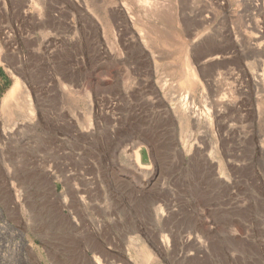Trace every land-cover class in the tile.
Returning <instances> with one entry per match:
<instances>
[{
	"label": "rangeland",
	"instance_id": "rangeland-1",
	"mask_svg": "<svg viewBox=\"0 0 264 264\" xmlns=\"http://www.w3.org/2000/svg\"><path fill=\"white\" fill-rule=\"evenodd\" d=\"M257 33L264 0H0V264H264Z\"/></svg>",
	"mask_w": 264,
	"mask_h": 264
},
{
	"label": "bare ground",
	"instance_id": "bare-ground-1",
	"mask_svg": "<svg viewBox=\"0 0 264 264\" xmlns=\"http://www.w3.org/2000/svg\"><path fill=\"white\" fill-rule=\"evenodd\" d=\"M145 4V3H144ZM260 6V5H259ZM257 10V9H256ZM26 13V12H25ZM18 15V14H17ZM23 16V15H22ZM258 16V15H257ZM195 19V18H194ZM197 20V19H196ZM204 20V19H203ZM193 21V20H191ZM33 24H40L43 22V15L41 14V12L38 11V14L36 15V17L33 18ZM190 22V21H189ZM253 23V22H252ZM256 28V26H254ZM260 27V26H259ZM5 28V27H4ZM259 29V28H258ZM18 30V29H17ZM6 31V29H5ZM258 32H260L261 30H257ZM9 32V31H8ZM191 32V31H190ZM262 33H263V30H262ZM3 36L5 39L8 38V33L7 32H4L3 33ZM254 36V35H253ZM261 37H263V35H261V33H257V35H255L253 37V40L254 42L252 43L253 47H249L250 49V52H254L256 49H260L261 52H264V46L259 45V40L261 39ZM130 40V38H129ZM252 40V39H251ZM251 44H249L250 46ZM251 45V46H252ZM260 47V48H259ZM256 50V51H257ZM248 51V50H247ZM258 55V54H257ZM205 57V58H204ZM204 62H209V61H213V60H216L218 58V55L217 56H214L212 54H208L207 56H204ZM203 62V61H202ZM203 62V63H204ZM199 63V62H198ZM261 66V67H260ZM260 66H259V69L255 72L254 76H251V82H252V86L253 88L256 90V94L258 95V92L260 91V93H263L264 92V62H261L260 63ZM16 84V83H15ZM17 85V84H16ZM15 86V85H14ZM18 89L17 87L15 88V90ZM25 89V88H24ZM15 90H14V93H15ZM13 91V90H12ZM17 91V90H16ZM18 97L21 95L20 93V90L18 92ZM260 95V94H259ZM13 94L12 92L8 94V96L5 98V102L3 103V107H2V110L4 109L5 106H7L8 104H6L9 100H12V99H16V98H13ZM171 97V96H170ZM28 103V102H27ZM169 104V103H168ZM218 107V106H217ZM216 107V108H217ZM188 111H190V108L188 107V104H187V99L185 96H183L182 99H180L179 101L176 102L174 108L172 109V112H173V115L175 116V118L177 120L181 119L182 115L187 113ZM257 111V110H256ZM28 112V111H27ZM166 112H169L168 110ZM257 113L259 114V112L257 111ZM169 114V113H168ZM250 114V112H249ZM251 115V114H250ZM209 115L207 113H205L204 115H200V117H198V120L200 119H203L204 121H207L208 120V117ZM202 122V121H201ZM4 134V133H3ZM7 134H9L7 132ZM84 179V178H83ZM80 192H78L79 194ZM80 201H83V197L80 196L79 197ZM162 244L161 245H164V246H167V241L166 239L163 238V240L161 241ZM201 246H204L205 247V244L201 243L200 244ZM162 248V246H160ZM94 260V264H101L100 261L98 260L97 257H94L93 258Z\"/></svg>",
	"mask_w": 264,
	"mask_h": 264
}]
</instances>
